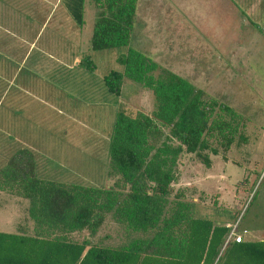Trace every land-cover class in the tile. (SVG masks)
Wrapping results in <instances>:
<instances>
[{
	"label": "rangeland",
	"instance_id": "rangeland-1",
	"mask_svg": "<svg viewBox=\"0 0 264 264\" xmlns=\"http://www.w3.org/2000/svg\"><path fill=\"white\" fill-rule=\"evenodd\" d=\"M71 1L33 0L24 14H0V168L25 148L36 155L40 178L100 188L115 114L150 113L154 98L127 79L119 93L108 92L103 77L122 71L116 59L127 47L92 51L97 10L80 0L79 24ZM228 11L219 0H138L132 47L235 113L240 132L229 153L211 156L210 168L188 155L179 169L205 193L196 196L199 215L236 224L249 240L264 233V43L235 30ZM16 87L31 95L17 98ZM9 217L1 207L0 231ZM125 241L108 218L93 243Z\"/></svg>",
	"mask_w": 264,
	"mask_h": 264
},
{
	"label": "trees",
	"instance_id": "trees-1",
	"mask_svg": "<svg viewBox=\"0 0 264 264\" xmlns=\"http://www.w3.org/2000/svg\"><path fill=\"white\" fill-rule=\"evenodd\" d=\"M89 1L97 10L91 50L127 47L116 59L122 71L103 77L108 92L130 80L152 93L154 108L117 111L100 188L40 178L29 149L10 156L0 193L26 209L18 233L0 232V264H264V241L226 244L232 224L199 215L196 196L205 193L180 185L183 158L210 168L211 156L229 153L240 132L235 113L132 47L138 0ZM73 2L71 17L81 24L82 2ZM108 218L125 243H93Z\"/></svg>",
	"mask_w": 264,
	"mask_h": 264
},
{
	"label": "crops",
	"instance_id": "crops-1",
	"mask_svg": "<svg viewBox=\"0 0 264 264\" xmlns=\"http://www.w3.org/2000/svg\"><path fill=\"white\" fill-rule=\"evenodd\" d=\"M33 0H28L27 5L23 0H0V14L12 13V14H24L26 11H30L29 8ZM223 2V5L228 7V14L235 15L233 24L238 28L235 30H247L252 31L251 41L264 43V0H219ZM33 10V7H32ZM223 12V11H222ZM224 13V12H223ZM241 14L248 15V18L241 16ZM240 19V23H235L236 19ZM222 29V26L221 28ZM35 41L30 44V48L35 49ZM80 63V62H79ZM80 65V64H79ZM18 92L23 93L26 96H30L31 93L25 91V89L17 88L16 93L18 98ZM181 168V166H180ZM181 172V171H180ZM200 177V176H199ZM198 178V177H196ZM191 178L188 181L184 178V175L181 173L180 185L182 186H194L196 180ZM106 184V182H105ZM104 184V185H105ZM202 191H200L201 193ZM0 199L3 201L2 209L11 216L8 220H5L3 223H6V227H2L3 231L1 233L6 234H16L19 231L20 226L18 225L21 221V216L26 209L25 202L20 201L19 199L9 198L5 194L0 193ZM0 207V208H1ZM5 230V231H4ZM99 233L96 235L98 236ZM105 236L103 237V239ZM250 241H264V233H259L257 237H252Z\"/></svg>",
	"mask_w": 264,
	"mask_h": 264
},
{
	"label": "built area",
	"instance_id": "built-area-1",
	"mask_svg": "<svg viewBox=\"0 0 264 264\" xmlns=\"http://www.w3.org/2000/svg\"><path fill=\"white\" fill-rule=\"evenodd\" d=\"M230 227V233L228 235V238L226 240V244L229 243V241H234L235 243H242L244 240V237L243 235H246L247 234V231H243V235L238 233V229H237V225H231L229 226Z\"/></svg>",
	"mask_w": 264,
	"mask_h": 264
}]
</instances>
